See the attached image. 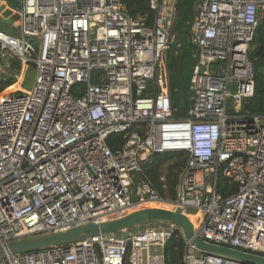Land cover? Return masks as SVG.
<instances>
[{"label": "built area", "instance_id": "2783aa9c", "mask_svg": "<svg viewBox=\"0 0 264 264\" xmlns=\"http://www.w3.org/2000/svg\"><path fill=\"white\" fill-rule=\"evenodd\" d=\"M147 1L150 24L122 0H20V34L0 31V59L34 69L30 89L0 95V244L141 207L180 208L202 240L264 256V114L241 112L254 92L248 54L264 0H197L193 106L183 118L166 74L177 0ZM25 37L38 43L32 54ZM112 134L125 138L115 150ZM166 151L188 155L174 199L137 176ZM150 222L5 253L0 264H164V246L179 236L184 264H243L200 250L172 221Z\"/></svg>", "mask_w": 264, "mask_h": 264}, {"label": "trees", "instance_id": "16d2710c", "mask_svg": "<svg viewBox=\"0 0 264 264\" xmlns=\"http://www.w3.org/2000/svg\"><path fill=\"white\" fill-rule=\"evenodd\" d=\"M8 7L19 10L20 0H2ZM197 0H177L176 12L172 23V31L176 36L175 43L167 53L166 74L167 87L174 117L183 118L189 109V84L195 64V48L191 42V24L196 13ZM125 11L132 17L143 16L146 24L152 23L154 18L147 0H122ZM0 31L16 36L20 26V15L13 14L7 19H0ZM14 23L16 25H14ZM248 57L253 65L254 92L242 106L241 112L250 114H264V12L260 24L255 30L250 43ZM34 74L33 65L23 66L16 59H0V95L9 92L20 84L25 90L24 82L28 75ZM157 89L149 86L148 93L155 94ZM125 138L121 134H112L107 143L112 150L121 147ZM184 152H158L152 153L146 161L141 163L142 173L137 176H146L158 189L160 195L166 199H174L177 195V186L183 166L187 159ZM219 186L223 183L220 180ZM225 189L220 188V192ZM235 187H230L225 193H232ZM151 223V222H148ZM140 224L132 229H139ZM130 229V230H132ZM129 230V231H130ZM184 242L181 236L169 240L164 248V264H184Z\"/></svg>", "mask_w": 264, "mask_h": 264}, {"label": "water", "instance_id": "95a60500", "mask_svg": "<svg viewBox=\"0 0 264 264\" xmlns=\"http://www.w3.org/2000/svg\"><path fill=\"white\" fill-rule=\"evenodd\" d=\"M14 13L13 9L0 0V15L8 18ZM31 48L29 53H33L37 48V41L33 38L25 37ZM235 85L230 86V91H234ZM189 107L193 106L191 92L188 91ZM146 197V196H145ZM138 196L133 195L132 201L137 202ZM187 213H194L195 209L189 208ZM172 221L177 224L185 239L189 240L200 250L216 253L226 258L234 259L243 264H264V256L249 252L237 251L221 245L206 242L194 234V225L191 220L181 212L180 208L174 210L169 208L141 207L120 216L110 217L101 222H89L63 232L49 233L30 238H25L6 244H0V256L5 253H24L38 249L67 245L77 241L85 240L93 236L118 233L135 228L140 224L150 221ZM196 222V220H194ZM145 254V251H142Z\"/></svg>", "mask_w": 264, "mask_h": 264}, {"label": "rangeland", "instance_id": "374dc122", "mask_svg": "<svg viewBox=\"0 0 264 264\" xmlns=\"http://www.w3.org/2000/svg\"><path fill=\"white\" fill-rule=\"evenodd\" d=\"M14 11H16V10H14ZM16 12H14V14H15ZM0 19H7V18H5V17H2L1 15H0ZM0 22H2L1 20H0ZM14 25H16L15 23H14ZM16 32H18V30H16ZM33 75H32V73L30 74V75H28L27 76V78H26V81L24 82V87H26V89H30L31 88V86H32V84H33ZM130 211V210H129ZM128 212V211H127ZM164 248H165V246H164Z\"/></svg>", "mask_w": 264, "mask_h": 264}, {"label": "crops", "instance_id": "0c3cea01", "mask_svg": "<svg viewBox=\"0 0 264 264\" xmlns=\"http://www.w3.org/2000/svg\"><path fill=\"white\" fill-rule=\"evenodd\" d=\"M7 5V4H6ZM13 11H14V9H13ZM17 11V10H16ZM15 12V11H14ZM17 13V12H16ZM14 14V13H13ZM18 30V34L16 35V36H18L19 34H20V26H19V28L17 29Z\"/></svg>", "mask_w": 264, "mask_h": 264}, {"label": "bare ground", "instance_id": "6f19581e", "mask_svg": "<svg viewBox=\"0 0 264 264\" xmlns=\"http://www.w3.org/2000/svg\"><path fill=\"white\" fill-rule=\"evenodd\" d=\"M17 88V87H16ZM127 210H130V209H127Z\"/></svg>", "mask_w": 264, "mask_h": 264}]
</instances>
